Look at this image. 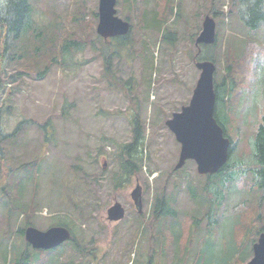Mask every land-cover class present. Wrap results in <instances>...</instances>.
Here are the masks:
<instances>
[{
	"label": "rangeland",
	"instance_id": "rangeland-1",
	"mask_svg": "<svg viewBox=\"0 0 264 264\" xmlns=\"http://www.w3.org/2000/svg\"><path fill=\"white\" fill-rule=\"evenodd\" d=\"M98 1L38 0L36 16L45 22L58 19L65 27L77 29V25L70 22L72 14L84 6L96 10ZM149 1L154 6L155 0ZM178 2L181 16L173 14L169 20L172 43L160 42L153 46L154 66L146 67L139 52L134 50L141 46L137 27L130 45L118 49L119 57L113 60L114 75L106 72L103 59L90 48L74 56L78 66H54L43 78L20 76L17 72L21 65L0 58V107L13 106L11 113L4 114V132H13L24 119L35 121L25 123L23 130L13 132L12 138L0 143V187H5L0 189L1 264L6 253L14 254L12 241L23 245L26 240L16 233L18 226L26 221L24 215L16 209L10 219L7 216L10 198L27 207L39 203L31 226L46 230L66 221L75 229L81 246L87 249L84 258L91 264H144L150 259L154 243L160 241L154 233L162 223L153 222V204L157 197L166 193L176 200L183 212V229L192 231L193 243L188 256L197 252L201 245L197 238L207 233V221L203 218L198 229L193 217L206 209V204H201L200 200L206 202L208 196L197 191L199 198L194 199L187 186L191 183L202 189L199 182L205 178L201 177L194 160L176 169L181 144L166 121L191 100L201 73L195 57L200 55L199 48L204 49L203 44L199 47L195 42L206 15H212L208 12L212 0ZM218 6L225 12L215 16L220 22L218 32L223 37L214 50L221 54L229 49L231 55H241L246 28L236 14H226L231 0H219ZM118 14L121 16L119 11ZM157 35L153 30L146 37L153 39ZM2 40L0 27V53ZM260 43L264 47V28L260 31ZM216 63L215 79L223 75L222 55L221 62ZM240 79L242 89L234 94L231 102L235 113L231 116L229 133L239 139L236 149L249 156L248 139L264 114V49L255 53ZM136 113H140L145 125L144 154L150 159L137 175L122 177L120 181L116 179L121 176L118 148L133 140ZM49 119L51 122L46 124ZM29 163L34 166L33 174L29 171L33 167H29ZM19 182H24L23 193H20ZM138 183L143 188L141 212L132 199V191ZM230 189L234 187L227 185V197L231 195ZM237 189L241 196L228 197L219 214L218 251L221 247L225 249L231 240H234V249H239L237 237L232 238L231 233L235 208L243 206L249 218L258 209L264 211V201L259 203L250 183L241 181ZM116 201L125 207L126 216L120 221H111L107 211ZM166 239L168 245L162 252H168V256L161 252V259L172 264L176 259L172 255L176 247L172 245L171 233ZM204 242L203 239L202 244ZM70 243L67 241L51 250L32 249L31 263L56 264ZM155 255L151 264H156L158 251Z\"/></svg>",
	"mask_w": 264,
	"mask_h": 264
},
{
	"label": "trees",
	"instance_id": "trees-1",
	"mask_svg": "<svg viewBox=\"0 0 264 264\" xmlns=\"http://www.w3.org/2000/svg\"><path fill=\"white\" fill-rule=\"evenodd\" d=\"M178 1L155 0L154 6H152L149 0H118V11L124 19L131 23V30L126 35L106 39L97 33L98 8L90 10L84 6L75 11L70 20L71 23L74 22L77 25V29H74L70 26L65 27L64 23L58 19L45 22L38 18L36 16L38 0H0V27L3 33L0 58L15 65H21V69L17 72L20 76L30 75L35 78H43L54 66L67 68L78 66L79 63L75 61L74 56L86 48H90L103 59L106 72L109 75H114L113 60L115 57H119L118 49L121 46L130 45V39L135 35L134 30L137 27V32L140 35L139 40H137L141 46L139 49L134 48V50L139 52V56L144 60L146 67L154 66L153 46L160 42L172 43L169 20L173 14L178 17L181 16ZM218 5L219 0H212L208 10L214 17L225 13L218 9ZM52 7L54 9L55 4ZM226 14H236L246 28L242 54L231 55L229 49L221 54L214 50V47L221 43L223 37L221 32H218L220 29V22L218 21L217 33L218 35L221 34V37L214 44H203V51L200 49L198 52L200 55L195 57L196 61L210 59L216 62H221V55L223 57L225 62L223 75L221 78L215 79L217 94L215 118L224 127L226 135L232 141L227 163L217 173L202 174L201 177L205 178L199 182L202 189H197L191 183H188L187 186L188 192L194 199L199 198L197 191H203L208 196L206 202L200 200L201 204H206V209L193 217L198 229H200L202 219L205 218L207 233L197 238L201 245L197 252L189 257V249L193 243L192 231L183 229L181 222L183 212L177 207L176 200L164 193L156 198L152 210L153 222L161 221L162 223L157 232L154 233V236L160 241L154 243L153 248L150 247L152 254L144 264H151L157 251L156 264H169V262L163 261L164 258L161 259V252L168 245L166 239L168 233L172 234V245L176 247V252L172 254L175 255L176 259L173 260L172 264H189V262L190 264H245L253 255L252 245L256 242L258 235L264 232V211L258 209L257 213L249 218L242 208L243 206H239V208H235V214L232 217L234 221L231 226L232 238L237 237L239 249H234V240H231L225 249L221 247V250H217V231L221 226L219 214L228 197L232 199L235 196L238 198L241 196L237 184L246 180L257 194L259 203L264 201V114L257 122L254 133L248 139L249 156H245L239 149H236L239 139H234L229 133L231 116L235 113L234 106H231L232 98L234 94L237 95L238 90L242 89L243 81L240 79V75L246 72V67L250 65L255 53L264 49L260 43V31L264 28V0H231L230 10ZM153 30L158 32L157 37L153 39L146 37L148 32ZM232 59L235 60L232 61ZM12 108L11 105L5 108L0 107V143L9 137L12 138L15 132L23 130L25 123L35 122L33 119H24L18 123L14 133L4 132V114L6 112L11 113ZM49 122H51L50 119L46 124ZM144 130L145 125L141 122L140 113H136L132 130L133 140L124 145L122 143L118 148L117 160L120 163L121 176L117 177V180L120 179L121 181L123 180L122 177L130 178L137 175L143 170L147 159H150L149 155L146 157L144 154L146 147ZM28 166L31 167L33 164L29 163ZM33 170L34 166L29 169L32 174L34 173ZM36 171L39 170L36 169ZM153 171L150 170V172ZM19 183L22 187L20 193H23L24 182ZM227 185L234 187V190L230 189L231 195L228 197L226 194ZM178 186L177 183L176 187ZM4 188L3 186L0 187L1 190ZM6 193H9L8 190ZM7 203L10 206L7 214L9 219L14 215L16 209L24 215L25 223L16 229L17 235L24 239L25 230L34 224L32 220L40 205L38 202H34L27 207L19 204L14 198H10ZM238 205L235 204V206ZM29 208L32 210L30 211ZM58 223L71 230L72 239L70 240L71 243L63 250L60 258L57 259L56 264H91L84 258L87 256V249L81 246L75 229L66 221ZM151 224L153 225L152 222ZM254 227L255 232H253ZM203 239L205 240L204 244H202ZM231 244L233 246L230 247ZM11 246L15 250L14 254L10 256V253H6V256L4 255L5 261L2 264H32L31 250L42 251V249H34L26 240L23 245L12 241ZM163 255L168 256V252L163 253ZM140 256H143V253H140ZM173 256L172 258H174ZM138 261L136 259V263Z\"/></svg>",
	"mask_w": 264,
	"mask_h": 264
},
{
	"label": "water",
	"instance_id": "water-1",
	"mask_svg": "<svg viewBox=\"0 0 264 264\" xmlns=\"http://www.w3.org/2000/svg\"><path fill=\"white\" fill-rule=\"evenodd\" d=\"M117 0H100L99 23L97 32L104 38L129 33L130 22L117 15ZM217 23L214 17L207 15L203 29L196 39V45L213 44L217 41ZM196 66L201 70L189 104L174 112L166 125L175 134L181 144L176 169L182 168L187 160H194L200 174L217 173L228 161L231 139L224 127L215 118L217 94L215 91V72L217 65L212 60H200ZM141 185L138 184L132 198L141 209ZM125 217V208L116 201L108 209V218L117 221ZM25 238L36 249H53L72 238L65 226H52L41 230L28 226ZM254 255L247 264H264V232L260 233L253 245Z\"/></svg>",
	"mask_w": 264,
	"mask_h": 264
}]
</instances>
